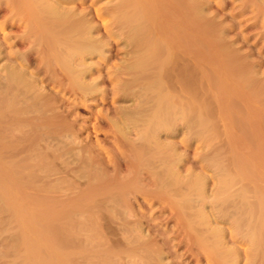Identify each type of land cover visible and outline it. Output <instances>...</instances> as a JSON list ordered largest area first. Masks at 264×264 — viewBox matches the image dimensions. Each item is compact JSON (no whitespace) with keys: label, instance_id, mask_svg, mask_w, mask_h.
I'll use <instances>...</instances> for the list:
<instances>
[{"label":"rangeland","instance_id":"obj_1","mask_svg":"<svg viewBox=\"0 0 264 264\" xmlns=\"http://www.w3.org/2000/svg\"><path fill=\"white\" fill-rule=\"evenodd\" d=\"M122 1L60 4L102 43L80 93L44 50L22 61L32 45L0 0V264H264V0H147L153 66ZM15 69L52 109L11 85ZM161 97L173 113L141 140Z\"/></svg>","mask_w":264,"mask_h":264},{"label":"bare ground","instance_id":"obj_2","mask_svg":"<svg viewBox=\"0 0 264 264\" xmlns=\"http://www.w3.org/2000/svg\"><path fill=\"white\" fill-rule=\"evenodd\" d=\"M16 3L15 5L13 2V6H15L12 10V12L14 11V13L18 14V16H20V20L22 21L23 27L25 29V39L27 38V40H29V44L32 45L31 49H29L25 54L23 53L22 55L20 54V58L22 59V61L30 59V61H33L34 58L31 55V51L34 50V48H40L42 50H44V54H42V57H40L39 59H43L42 61L44 62H49V61H53L56 63V69L57 70V74L61 75V77H67L69 85L71 86V88L73 90L79 91L81 93L84 92H90L92 91V89L96 88V86L94 87V85L88 84L87 82H85L84 77L85 75H87V73L89 72V66L88 68L85 67L86 65H84L83 60H84V56L86 55H93V54H99L98 49L100 50V46L102 43L98 42L100 44H98L96 42V40L94 39V37L92 36V33L94 31L93 27L91 25H88V23L86 24V22L84 20H78L75 17V15H72L71 12H68L66 10H63V8H61V3L66 2L67 0H14ZM69 1V0H68ZM149 1V0H148ZM148 1L147 0H123L122 1V6L124 8L127 9H132L131 14H127L125 16V21L128 22L129 24H132L133 30L137 33L138 39L140 40L141 44L143 46H145L146 51H147V55L148 59L147 62L150 64V66L155 65L156 62V58L158 56V54L161 51V45L158 43V39L153 36V34H155L154 32L159 28L151 31L150 29L149 31L143 32L145 34H140L142 30L141 25H146L145 23H152V21H154V18L156 17L155 13H152L151 10L148 6ZM153 2V0L151 1ZM148 3V4H147ZM160 3V2H159ZM163 3V2H162ZM151 5V3H150ZM153 6V5H152ZM159 6V4H158ZM157 6V7H158ZM164 6V5H163ZM151 7V6H150ZM154 8V7H153ZM170 9V8H169ZM164 10V9H163ZM156 11V10H155ZM161 10H159L160 12ZM172 14V13H171ZM170 14V15H171ZM155 15V16H154ZM154 16V18H153ZM161 16V14H160ZM159 16V17H160ZM16 17V15H15ZM14 17V18H15ZM171 17V16H170ZM173 17V16H172ZM166 18V17H164ZM162 19V16H161ZM160 19V20H161ZM157 20V19H156ZM156 22V21H155ZM153 22V23H155ZM152 23V24H153ZM159 25V24H156ZM162 25V24H161ZM171 25V23H170ZM170 25L168 27H170ZM177 25V24H176ZM147 26V25H146ZM155 26V24L153 25ZM152 28V26H150ZM157 27V26H156ZM155 27V28H156ZM161 27V26H160ZM168 27L166 28V30H169L171 28L168 29ZM174 27V25L172 26ZM149 28V26L147 27ZM162 29V27H161ZM176 29V28H175ZM153 30V29H152ZM159 30V29H158ZM157 30V31H158ZM164 29V33L166 31ZM160 31V30H159ZM171 31L173 32V30L171 29ZM168 32V31H167ZM153 33V34H152ZM157 33V32H156ZM171 33V32H170ZM166 34V33H165ZM158 35V34H157ZM160 35V33H159ZM170 35V34H169ZM168 35V37H169ZM164 38V37H163ZM176 38V37H175ZM26 40V41H27ZM160 40H162L160 38ZM167 40V39H166ZM165 40V41H166ZM160 43H162V41H160ZM26 44V43H25ZM163 44V43H162ZM170 45V44H169ZM168 45V47H169ZM174 45V44H173ZM30 46V45H29ZM146 53V52H145ZM168 53V52H167ZM101 54V53H100ZM103 54V53H102ZM44 55V56H43ZM84 55V56H83ZM40 56V55H39ZM83 56V57H82ZM87 56V57H88ZM146 57V56H145ZM144 57V58H145ZM19 57H17L18 59ZM38 59V60H39ZM80 60L79 63H77V60ZM158 59V58H157ZM152 60V61H151ZM29 61V62H30ZM35 61V60H34ZM136 61V60H135ZM138 61V60H137ZM146 61V60H145ZM143 62V61H138V66L140 67V70H144L145 67L147 65H149L147 62ZM39 62V61H38ZM47 62V63H48ZM160 62V61H159ZM23 63V62H22ZM34 63V62H33ZM43 63V62H41ZM137 64V62H136ZM159 64V63H158ZM89 65V64H88ZM157 66V65H156ZM46 67V66H45ZM51 67V66H50ZM9 69V68H8ZM47 71V68L45 69ZM42 71V70H41ZM162 71V70H161ZM13 72V71H12ZM41 73V72H40ZM140 73V72H139ZM148 73V72H147ZM49 75V73H48ZM56 76V75H55ZM58 77V76H57ZM9 80H11V85L17 87V89H21L23 91H25L26 93L29 92H35L33 97L34 102L39 103L38 106L41 104L43 106L42 112H46V110L51 108V103H49V99L45 96L47 95V93L44 96H41L42 94L40 93L42 91L43 88H41L38 84H37V80L35 79H29L27 78L26 74L21 71V70H16L13 73H10L9 76ZM148 81V80H147ZM154 81V80H153ZM10 82V81H9ZM49 83V82H48ZM154 85L156 82H153ZM52 84V83H51ZM67 84V83H65ZM94 84V83H93ZM158 84V82H157ZM97 85V84H95ZM151 85V84H150ZM159 86V85H157ZM156 85L154 86L157 87ZM11 87V86H10ZM61 87V86H60ZM98 87V86H97ZM150 88V87H149ZM160 88V86H159ZM158 88V89H159ZM151 89H153L151 87ZM8 90V89H7ZM41 90V91H40ZM96 90V89H95ZM221 91V90H220ZM146 92V91H145ZM25 93V94H26ZM44 93V92H43ZM147 93V92H146ZM14 94V93H13ZM158 94V93H157ZM27 95V94H26ZM144 95V94H143ZM24 96V93H23ZM28 96V95H27ZM41 96V97H40ZM147 97V96H146ZM163 97V96H162ZM159 100V108L158 111H156V109H154V107L152 108V112L148 114L147 116V128L146 129H142L141 131H139L136 127L135 131L137 132V135L142 139H149L152 137L153 139H155V135L158 132V130L161 128V126L163 125V123L166 121L165 118L169 117L171 113H169V111L171 110V98H167L168 100H166L165 96L164 99ZM144 98V96H143ZM8 101V100H7ZM58 101V100H57ZM165 102V104H164ZM167 102V105H166ZM11 103V102H10ZM37 103L35 105H37ZM141 103V102H140ZM27 104V103H26ZM50 104V105H49ZM139 104V102H138ZM137 104V106H138ZM152 104V102H151ZM154 104V103H153ZM152 104V105H153ZM165 105V109L163 108L162 105ZM40 105V106H41ZM131 105V104H130ZM136 105V104H135ZM156 105V103H155ZM173 105V104H172ZM29 106V105H28ZM145 106V105H144ZM148 106V105H147ZM154 106V105H153ZM169 106V108L167 107ZM186 106V104H185ZM17 107V106H16ZM158 107V106H157ZM48 108V109H47ZM53 108V106H52ZM51 108V109H52ZM135 109H137L138 111V107H134ZM140 108H141V104H140ZM156 108V106H155ZM162 108V109H161ZM55 109V108H54ZM135 109L133 110V112L135 111ZM173 109V108H172ZM59 110V109H58ZM123 110V109H122ZM140 110V109H139ZM160 110V111H159ZM161 110L163 111L162 114H160ZM129 111V110H128ZM132 111V110H131ZM41 112V111H40ZM159 112V113H158ZM29 113V112H28ZM53 113V112H52ZM130 113V112H129ZM135 113V112H134ZM176 113V112H175ZM133 115V114H132ZM62 116V115H61ZM131 118L130 115H124L125 118ZM173 116V115H172ZM177 116V115H176ZM233 116V115H232ZM254 116V115H253ZM228 117V116H227ZM236 117V116H235ZM258 117V116H257ZM51 118V117H50ZM232 118V117H231ZM158 119V120H157ZM132 120V119H130ZM170 120V119H169ZM232 120V119H231ZM46 121V120H45ZM54 121V120H53ZM145 121V120H144ZM39 122V121H38ZM25 123V122H24ZM44 123V122H43ZM128 123V122H127ZM134 122H132L133 124ZM144 123V122H143ZM46 124V122H45ZM135 124V123H134ZM138 124V123H136ZM48 125V123L46 124ZM146 125V123H145ZM165 125V124H164ZM163 125V126H164ZM45 126V125H44ZM134 126H138V125H134ZM63 127V126H62ZM72 128V127H71ZM119 128V127H118ZM144 128V127H143ZM133 130V128H131ZM51 132V131H50ZM119 134L124 138L127 139L128 136H130L129 134H131V130H123L122 127H120V129H118ZM252 132V131H251ZM159 133V132H158ZM138 137V138H139ZM132 138V137H131ZM130 138V139H131ZM77 139H78V135H77ZM121 139V138H120ZM129 139V142L131 143L132 140ZM147 139V140H148ZM159 139V138H158ZM69 140V139H68ZM81 140V139H80ZM146 140V142H147ZM64 141V140H63ZM70 141V140H69ZM138 141V139H137ZM156 141V140H155ZM48 142V141H47ZM80 142V141H79ZM63 143V142H62ZM125 143V141H124ZM140 143V142H139ZM52 144V143H51ZM145 144V143H144ZM152 144V143H151ZM50 145V144H49ZM73 145V144H72ZM79 146V143L77 144ZM127 145V144H126ZM129 145V144H128ZM134 145V144H133ZM140 145V144H139ZM153 145V144H152ZM156 145V144H155ZM136 146V145H135ZM146 147V145H145ZM138 148V147H137ZM142 148V147H141ZM65 149V148H64ZM144 149V148H143ZM143 149L141 150L143 152ZM149 149V148H148ZM151 149V148H150ZM140 150V148H139ZM147 150V149H146ZM156 150V149H155ZM154 150V151H155ZM140 152V151H139ZM147 152V151H146ZM151 152V151H150ZM149 152V153H150ZM160 152V151H159ZM157 152V154L159 153ZM175 152V151H174ZM134 153V152H133ZM142 154V153H141ZM136 155V154H135ZM138 156L140 155L137 154ZM143 155V154H142ZM149 155V154H148ZM147 155V156H148ZM154 155V154H153ZM256 155V154H255ZM130 156V155H129ZM243 156V155H242ZM153 157V156H152ZM140 158V157H139ZM85 159V158H84ZM139 160V159H138ZM96 161V160H95ZM242 161V160H240ZM156 162V161H155ZM135 163H137L135 161ZM95 164V163H94ZM143 164V163H142ZM253 164V163H252ZM151 166V165H150ZM153 166V165H152ZM155 168V167H154ZM78 170V169H77ZM157 171V170H156ZM245 168H244V162H239V172L241 174H244L245 172ZM100 172V171H99ZM164 172V171H163ZM166 172V171H165ZM124 173V172H123ZM105 175V174H104ZM84 177V176H83ZM82 177V178H83ZM93 177V176H92ZM85 178V177H84ZM111 178V177H110ZM254 178V177H253ZM99 179V178H98ZM168 181V180H166ZM137 182V181H136ZM165 181H163L164 183ZM201 183V182H200ZM189 184V183H188ZM111 185V184H110ZM140 185V184H139ZM200 185V184H199ZM105 186V185H104ZM121 186V185H120ZM200 185V188L202 189L203 186ZM113 188V187H112ZM189 188H190V184H189ZM199 188L200 192L198 194V199H192L193 196H190L189 198L190 201L192 203H196L198 202V200L201 198L203 199L202 196V190ZM14 192V191H13ZM130 192V191H129ZM177 192V191H176ZM205 192V191H204ZM128 193V192H127ZM126 193V194H127ZM219 194V193H218ZM128 195V194H127ZM110 196V195H109ZM196 196V195H194ZM15 197V196H14ZM14 199V198H13ZM105 201V200H104ZM110 201V200H109ZM215 201V200H214ZM16 202V201H15ZM114 202V201H113ZM201 202V201H200ZM34 205V204H33ZM201 206V205H200ZM194 208V207H193ZM202 208V207H201ZM203 209V208H202ZM20 210V209H19ZM26 211V209H25ZM203 211V210H201ZM200 213V212H199ZM198 213V214H199ZM201 214V220L203 219V214L202 212ZM186 215V214H185ZM198 216V215H197ZM143 220V219H142ZM200 221V220H199ZM262 221V220H261ZM206 223V222H205ZM208 226V225H207ZM258 227H256V231L254 232L255 234L259 233H263L260 231H264V224H260L257 225ZM28 227V226H27ZM203 227V226H202ZM254 227V226H253ZM138 228V227H137ZM201 228V227H200ZM134 230V228H133ZM140 230V229H139ZM194 230V229H193ZM210 230V229H209ZM214 230V229H213ZM138 231V230H137ZM216 231V230H214ZM30 232V231H29ZM141 232V231H140ZM219 232L218 229L215 233ZM132 233V232H131ZM137 233V232H136ZM213 233V232H212ZM139 234V233H138ZM214 234V233H213ZM221 234V233H218ZM38 235V234H37ZM217 235V234H216ZM32 236V235H31ZM202 236V235H201ZM204 236V235H203ZM215 236V234L213 235ZM219 237H221L220 235H218ZM217 237V236H216ZM139 238V237H138ZM215 238V237H214ZM205 239V238H204ZM220 241V238H218ZM140 240V239H138ZM142 241V240H141ZM219 241L216 239L215 243H219ZM222 241V240H221ZM43 242V241H41ZM136 242V241H135ZM150 242V241H149ZM212 243V242H211ZM210 243V244H211ZM39 244V243H38ZM141 244V243H140ZM209 244V243H208ZM44 245V244H43ZM216 245V244H215ZM142 246V245H141ZM210 246V245H208ZM218 246V245H217ZM212 247V246H211ZM215 248V247H214ZM219 248V247H218ZM216 249V248H215ZM218 250V249H216ZM45 251V250H44ZM42 252V250H41ZM144 252V251H143ZM147 252V251H146ZM154 253V252H153ZM152 253V255H153ZM42 254V253H41ZM154 256V255H153ZM161 257V256H160ZM164 257V256H163ZM162 259V258H160ZM224 259V258H223ZM151 260V259H150ZM159 261V260H158ZM52 262V261H51ZM225 262V261H224ZM157 264V263H156ZM225 264V263H224Z\"/></svg>","mask_w":264,"mask_h":264}]
</instances>
